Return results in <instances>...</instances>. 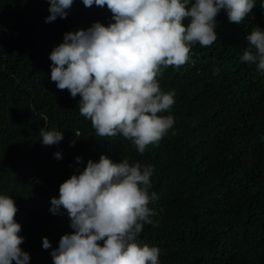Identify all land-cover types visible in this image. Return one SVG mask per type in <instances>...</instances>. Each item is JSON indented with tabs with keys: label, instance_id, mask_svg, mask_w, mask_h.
<instances>
[{
	"label": "trees",
	"instance_id": "1",
	"mask_svg": "<svg viewBox=\"0 0 264 264\" xmlns=\"http://www.w3.org/2000/svg\"><path fill=\"white\" fill-rule=\"evenodd\" d=\"M262 4L255 0L240 24L222 9L217 40L191 45L188 63L162 70L160 89L174 91L175 103L158 115L175 123L140 154L122 134L98 136L79 113L80 96L50 78L49 55L64 34L108 26L107 6L73 0L66 18L46 23L49 0H0V195L18 209L29 264H53L52 250L74 230L67 210L49 211L51 198L101 155L153 167L149 194L158 199L149 207L158 226L145 224L138 242L160 250L159 264H264V75L241 60L246 36L264 29ZM41 129L63 132V140L42 145Z\"/></svg>",
	"mask_w": 264,
	"mask_h": 264
},
{
	"label": "clouds",
	"instance_id": "2",
	"mask_svg": "<svg viewBox=\"0 0 264 264\" xmlns=\"http://www.w3.org/2000/svg\"><path fill=\"white\" fill-rule=\"evenodd\" d=\"M111 11L108 26L95 22L87 30L67 32L49 55L50 78L59 90L80 96L81 116L91 121L100 137L119 134L143 154L157 145L174 126L172 115L161 116L175 103L174 91L163 92L157 77L170 66L190 61L191 45L210 46L217 40L216 16L223 9L230 22L240 24L251 13L255 0H82ZM73 0H49L45 22L66 18ZM264 8V4L261 5ZM188 23L185 25L184 21ZM241 60L256 65L264 75V29L246 36ZM218 68L213 70L215 75ZM175 135V132L172 133ZM45 146L59 144L63 132H40ZM75 141L72 142L74 145ZM61 159L60 152L54 153ZM80 162V157L76 158ZM151 165L128 160L114 163L105 155L89 160L85 169L59 187L49 211L67 210L71 234L53 249V264H159L160 250L138 242L144 225L158 226L150 202ZM18 209L11 197L0 195V264H29L20 245L21 225L14 219ZM103 241L101 245L99 242ZM44 249L51 248L47 237Z\"/></svg>",
	"mask_w": 264,
	"mask_h": 264
}]
</instances>
